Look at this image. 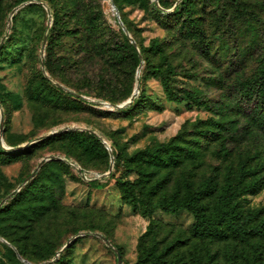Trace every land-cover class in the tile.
<instances>
[{
  "label": "rangeland",
  "instance_id": "rangeland-1",
  "mask_svg": "<svg viewBox=\"0 0 264 264\" xmlns=\"http://www.w3.org/2000/svg\"><path fill=\"white\" fill-rule=\"evenodd\" d=\"M37 1L16 11L8 28L10 11L19 0H0V39L6 34L0 47L3 119L0 136L4 145L19 147L53 129L85 127L105 138L111 153L119 159L107 176H99L108 170L110 162L104 144V152H87L78 141L57 136L58 133L48 142L31 144L23 153H0V200L9 196L4 203L7 207L0 213V264H42L73 237L60 253L57 264H117L115 253L95 232L119 248L122 264H134L140 253L159 254L170 245L174 249L169 258L176 260L184 253L187 259L225 264L229 255L240 253L237 264H245L241 254L247 253L249 257L256 256L257 264H264V238H252L254 247L251 242L235 244L191 238L189 228L194 218L190 212L167 213L156 209L147 216L141 211L146 199L144 188H136L134 209L122 200L117 182L137 178L125 163L134 164L129 159L131 155L167 142L175 144L178 162L153 169L155 174L145 188L164 176L169 177L166 188L152 196L154 199L165 190L173 192L184 181L197 187L208 176H213L221 186L228 169L232 170V177L236 176L239 157L247 160L249 166H264V128L249 119L231 94L234 78L249 75L260 55L264 0H237L240 18L232 21L234 34L222 36L230 47L228 52L236 60L230 73L203 56L194 33L183 29L184 14L156 12L151 6L153 0ZM164 1L173 6L178 0ZM112 3L140 44L148 46L152 38L159 40L161 54L176 69L172 82L197 92L206 101V107H187L184 102L166 99L159 78L150 73L151 65L160 64L159 53L149 54L150 63L143 62L140 67L135 98L139 102L129 103L121 110L102 104L121 102L132 93L136 83L137 65L133 60L128 57L117 65L107 53L96 52L91 47L99 29L118 31ZM187 6L209 32L208 38L214 32V25H209L215 13L236 11V6L221 0H189ZM46 9L50 10L49 17ZM52 24L54 32L50 33ZM81 25L88 39L79 31ZM253 30L257 37L252 34ZM45 34L47 41L42 53ZM64 41L74 42L75 49L64 51L60 46ZM212 42L216 45V41ZM41 61L46 65V77L53 85L61 81L69 89L65 92L72 94L68 97L73 102L56 103L31 96V85L38 81L40 74L45 75ZM82 90L89 94L81 93ZM50 155L61 156L64 164L44 166L33 183L35 187L42 182L49 184L56 204L41 217L26 220L16 213L18 208L27 206L26 197L13 200L10 193L23 183L42 158ZM239 199L244 212L260 209L256 220H264V187ZM150 223L151 232L144 236ZM81 231L87 234L76 236ZM185 237L187 241L181 245ZM15 249L20 250V258Z\"/></svg>",
  "mask_w": 264,
  "mask_h": 264
},
{
  "label": "trees",
  "instance_id": "trees-1",
  "mask_svg": "<svg viewBox=\"0 0 264 264\" xmlns=\"http://www.w3.org/2000/svg\"><path fill=\"white\" fill-rule=\"evenodd\" d=\"M24 1L29 0H19V3ZM188 1L189 0H178L176 1V6L173 8L176 2L172 6V4L167 5L164 0H157L158 4L153 0L151 2V6L156 12H168L170 15L184 14L185 22L183 29L194 33L196 44L203 56L210 62L220 66L222 68L221 70L230 73L232 67L235 65L236 60L235 56L230 54L231 51L228 52L230 47L226 46L225 39L224 37L222 39V36L224 34H234L232 30V21L237 22V20L240 18V1L221 0L224 3L228 1V3L232 6H236V8L234 7L236 11L228 14H225L223 11H219L218 14L215 13L213 15V19L209 25L210 27H213L214 25V32L211 34L212 38H208L209 32L192 16L191 11L187 6ZM28 4L25 6H29ZM33 5L31 4L30 6ZM170 6H172V9L167 10L166 8ZM245 11L246 9L243 12ZM12 19L13 18H11V21ZM121 21L130 33L135 44L130 42L127 35L119 26L117 32L99 29V31H97L95 34V39L91 41L92 49L96 52L101 51L107 53L110 59H112V62H115L117 65H121L125 59L129 57L135 62L137 68L140 64V61H142V63L144 62L145 64L150 63L149 54L156 55L159 53L160 64L151 65L150 73L153 77L159 78L166 99L176 103L184 102L187 107H192L193 105H203L206 107V101L197 92L193 91L188 86H176L172 82V79L176 74V69L171 66L167 62L165 56L161 54L162 49L159 40L157 38H152L148 46H143L136 40L129 27L123 22V19H121ZM52 28L53 24L50 27V33L54 32ZM79 31H81V33H83V35L88 39L87 33H85L86 31L82 25ZM262 33L263 44L261 46L260 55L257 58V63L253 71L246 77L234 78V82L231 86V94L235 96L236 104L244 113L247 114L249 119L252 122L258 124L260 127L264 128V29L262 30ZM252 34L257 37L256 30H253ZM4 41L2 43H4ZM212 41H216V45H214ZM66 42L68 41H64L63 44L60 45L62 49L64 48V51L75 49L74 42L69 41V44ZM2 43L0 44V47ZM43 65H45L44 61ZM161 65H164L163 69L161 68ZM46 76V74H40L38 81L31 85L30 94L34 99L56 103L73 102V100H70L69 98L72 96V94L65 92L69 89L61 84V81L56 83L66 87L67 90L58 87L56 83L53 85L50 82V79ZM75 90L77 91L78 88ZM83 92L84 94H89L87 93V90H82L81 93ZM77 95L79 96L80 94ZM130 95L131 93L128 94L127 97L121 102L129 98ZM135 98L136 96L130 103H135L137 101L139 102V99ZM123 108H119L117 110H121ZM73 130L75 131H62L58 133L57 136L72 138L78 141L83 150L87 152H92L95 150L101 152L105 151V145L103 146L102 142L95 134L87 130ZM54 135L43 138L39 141L48 142L50 139H53ZM27 148L18 151H8L0 145V153L7 155H17L23 153V151H25ZM174 148L175 144H173V142L159 143L156 146L145 148L131 155L129 159L133 161L132 163L134 164L131 165L127 161H125V163L129 169L133 170L137 174V178L134 181H130L128 179L117 180L121 187L122 200L129 203L132 208L135 209L137 201L136 188L142 187L144 188L143 192L146 195V199L141 206V211L143 214L149 216L156 209L167 213H175L178 210H186L187 212H190L193 215L194 222L189 228V234L191 238L197 240H212L226 243L235 242V244L243 242L249 244L252 238H264V220L261 218L256 220L261 210L254 209L244 212L239 199L240 196L244 194H254L264 187V166H259L258 164L255 166H249L247 160H244L243 158L241 159L239 157L237 167L238 172L236 176L232 177L231 173L233 172L231 169H228L221 186L218 185L213 176H208L201 183H199L197 187H194L193 183L190 181H184L177 185L173 192L167 193L165 190L159 195L158 198L154 199L152 196L156 195L160 189L163 190L166 188L167 184L169 183V177L164 176L163 178L156 180L155 183L149 184L146 188L145 185L149 183L152 176L155 174L153 169L164 166L169 167L170 165L175 164L177 165L178 161L176 155L174 154ZM112 155L113 160H115L113 165L116 167L117 160L119 158L117 159V156H115L114 153H112ZM51 164L59 166L64 163L61 161V159H49V161L43 162L39 170H37V172L28 180L27 183L23 185L22 188L13 194L10 193L13 200L22 196L26 197L27 206L18 208L16 210V213L22 217H25L24 219L27 218L26 220L32 221L36 217H41L50 210L52 205L56 204L57 200L55 198L54 190L49 184L42 182L40 185L35 187L33 183L39 171L44 166ZM58 181L61 183L60 180ZM96 186L98 187L99 185L97 184ZM26 193H28V196ZM4 203L0 207V213L7 207V204ZM149 232H151V223L149 224L144 236H147ZM185 241H187V237L181 240L180 244L185 245ZM250 245L254 247L252 242ZM65 249L66 248H64L62 251ZM173 249L174 246L170 245L166 246L159 254H155L154 251L140 253L134 264H207L206 260L197 258L187 259L184 253H182L183 256L181 259L176 260L173 257L169 258ZM15 250L16 254L20 256V250ZM60 253L56 256V258L54 255L53 258L45 261V264L59 263L61 255ZM237 256H240V253H233L232 255H229L228 258H226L227 260L225 264H237ZM241 256L245 264H257L256 256L249 257L247 253L241 254Z\"/></svg>",
  "mask_w": 264,
  "mask_h": 264
},
{
  "label": "water",
  "instance_id": "water-1",
  "mask_svg": "<svg viewBox=\"0 0 264 264\" xmlns=\"http://www.w3.org/2000/svg\"><path fill=\"white\" fill-rule=\"evenodd\" d=\"M32 1H33V0H29V1L21 2V3H19L18 5H16V6L10 11V14H9V17H8V28H9L10 23H11L12 15H13L16 11H18L20 8L24 7L25 5H27L28 3L32 2ZM154 1H155V3H157V0H154ZM36 2H38V1L36 0ZM42 4H43V3H42ZM157 4H158V3H157ZM176 4H177V2L174 4L173 8L176 6ZM43 6H45V5L43 4ZM112 7H113V10H114V12H115V15H116L117 22H118L119 26L122 28L123 32L127 35V37L129 38L130 42L133 43V44H135V42H134L133 38L131 37L130 33H129L128 30L125 28L124 24L122 23V21H121V19H120V16H119V14H118V11H117L116 7H115L113 4H112ZM46 11H47V14H48V17H49V16H50V11H49V9H46ZM48 26H50V22L48 23ZM5 38H6V34H5L4 36H2V38L0 39V44L5 40ZM45 43H46V35L43 37V40H42V45H41V52H42V53H43V50H44ZM141 63H142V61H140V64H139L138 68L136 69V75H135L136 83H135V85H134V88H133V91H132L130 97L127 98L125 101L119 103V104H110V103H108V102H102V104H104V105H106V106H110V107L113 108V109H119V108H123V107L127 106V105H128L133 99H134V97H135L136 94L138 93V81H137V80H138V77H139V71H140ZM40 65H41L42 71L45 72V70H44V65H43V61L40 62ZM45 73H46V72H45ZM56 85H57L58 87H61V88L65 89V90H67L66 87L62 86V85L59 84V83H56ZM79 96H80V97H83V98H86V97H84V96H82V95H79ZM0 114H1V108H0ZM2 122H3V119H2V114H1V116H0V124H2ZM70 129L87 130V131H89V132L95 134V135L100 139V141L105 145L106 149H107L108 152H109L110 162H109L108 170H107L105 173H103L102 175H99V176H107V175L110 173V171L112 170V168H113V163H114L113 155H112V153H111V148H110V146L107 145L106 140H105L101 135H99V134L96 133L94 130H91V129H89V128H85V127H74V128L65 127V128H61V129H53V130H51V131H49V132H47V133H45V134H42V135L38 136L37 138L33 139L32 141L26 142L25 144H23L22 146H19V147H9V146L4 145L3 140H2V137L0 136V145H1L4 149H6V150H8V151H18V150H23V149L27 148L29 145H31V144H33V143H35V142H37V141H39V140H41V139H43V138H46V137H49V136H51V135H54V134L60 133V132L65 131V130H70ZM49 159H63V158H62L61 156H59V155H50V156H46V157L42 158V159L38 162L37 166L32 170V172H31V173H30V174H29V175L23 180V183H22L21 185H19L16 189H14V190L11 192V194H13V193H15L16 191H18V190L21 188V186H22L23 184H25V183H26V182H27V181H28V180H29V179H30V178H31V177L37 172V170L40 168V166L43 164V162H45L46 160H49ZM71 164H72V166H74L75 168H77L78 170H80V167H79L78 165H76L75 163H71ZM82 177H83L84 179H86L85 176H82ZM86 180H90V179H86ZM7 198H8V196H6L5 198H3V199L0 201V207H1V205L6 201ZM86 234H87V232L82 231V232H79L76 236H82V235H86ZM94 235H96L97 237L101 238V239L105 242V244H106V245H107V246H108V247H109V248L115 253L117 264H122L121 254H120V252H119L117 246L114 245V244H113L108 238H106L104 235H102V234L99 233V232H95ZM74 238H75V237H73V238H71L70 240H68V241H67V242H66V243L60 248V250H58V252H57L56 255H55V258H56V256H57V255H58V254H59L64 248L67 247V245L70 243V241H71L72 239H74ZM17 256L20 258L19 255H17ZM55 258H54V259H55ZM51 261H52V260H51ZM45 263H46V262H43V264H45Z\"/></svg>",
  "mask_w": 264,
  "mask_h": 264
},
{
  "label": "bare ground",
  "instance_id": "bare-ground-1",
  "mask_svg": "<svg viewBox=\"0 0 264 264\" xmlns=\"http://www.w3.org/2000/svg\"><path fill=\"white\" fill-rule=\"evenodd\" d=\"M104 139H105V138H104ZM105 140H106V139H105ZM106 143H107L108 146H110L107 140H106Z\"/></svg>",
  "mask_w": 264,
  "mask_h": 264
}]
</instances>
